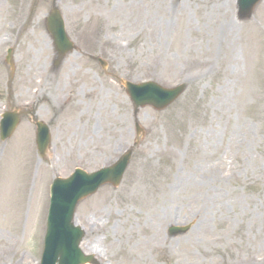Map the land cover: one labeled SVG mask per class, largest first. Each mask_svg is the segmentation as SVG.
Returning <instances> with one entry per match:
<instances>
[{
    "label": "rangeland",
    "instance_id": "obj_1",
    "mask_svg": "<svg viewBox=\"0 0 264 264\" xmlns=\"http://www.w3.org/2000/svg\"><path fill=\"white\" fill-rule=\"evenodd\" d=\"M54 5L79 48L57 70L45 21ZM224 20L242 36L237 67L213 43ZM250 31L262 44L251 63ZM204 59L220 70L201 72ZM120 79L187 87L163 110L136 109ZM8 108L35 109L52 146L40 159L33 113L0 137V264H39L54 177L109 165L135 143L122 183L77 207L85 253L101 264H264V0L247 19L236 0H0V118ZM137 184L146 191L131 196Z\"/></svg>",
    "mask_w": 264,
    "mask_h": 264
},
{
    "label": "water",
    "instance_id": "obj_2",
    "mask_svg": "<svg viewBox=\"0 0 264 264\" xmlns=\"http://www.w3.org/2000/svg\"><path fill=\"white\" fill-rule=\"evenodd\" d=\"M259 1L238 0L241 17H249ZM51 17L53 18L49 19V27L59 53L62 55L68 52L72 48V45L65 34L64 22L59 12L55 10ZM126 85L137 106L152 104L158 109L166 107L184 89L182 86L174 90H166L155 83L144 85L126 83ZM18 121L19 115L16 113L5 115L1 126L3 138L13 133ZM49 140L50 135L47 128L40 127L38 142L43 152L47 148ZM129 157L130 152L108 169L91 174L77 170L69 179H59L55 182L52 192L53 199L46 242L47 247L42 264H85L87 262H94L92 257L85 256L79 250L82 234L75 238L69 235L75 208L80 200L94 193L102 184L107 182L113 185L119 184L128 165ZM173 232L175 231L173 230Z\"/></svg>",
    "mask_w": 264,
    "mask_h": 264
},
{
    "label": "bare ground",
    "instance_id": "obj_3",
    "mask_svg": "<svg viewBox=\"0 0 264 264\" xmlns=\"http://www.w3.org/2000/svg\"><path fill=\"white\" fill-rule=\"evenodd\" d=\"M253 33L254 32L250 31V32L246 33V35H245L248 38L252 39V40H249V39L245 38L246 43H247V51L249 53V55L247 57V60L249 61V63L253 62L255 59V56L252 54V52H256V51L252 50V49L257 47V44H259V41H255L256 38L254 39ZM241 39H242V36L241 37L238 36V25L234 20H224L222 23L219 22V24L217 25L216 31L213 34V43L215 44V46H217V45L221 46L222 45L228 53L226 58L227 57L230 58L232 61L231 63H234L236 67L238 66L237 63L240 62V56H238V49L237 48H238V42L241 41ZM260 43H262V42H260ZM259 45L262 46V44H259ZM124 54H125V51H124ZM215 57H216V60L218 61L219 58L217 57L216 54H215ZM135 62H136L135 60H131L130 66L132 67L131 68L132 72L138 74L144 69L142 68L141 65L135 64ZM198 66L200 68H201V66L202 67L206 66L205 68H207L206 71L208 73L213 72V71L217 72L220 70L219 69L220 67L219 68L216 67V64H212L210 60H206V59H204V61H202V60L199 61ZM202 69L203 68H201V72H202ZM237 70H238V68H237ZM227 72H228V67L225 68V73H227ZM200 73H197V74L199 75ZM229 86L230 85H228L227 88H229ZM222 92L223 93L225 92V88H222L220 93L222 94ZM43 93H44V91H40V92H38V95L42 96ZM11 179H12V181L7 186V191H6L7 199L10 202V207L16 208V195H15L16 183L14 182L15 177L14 178L11 177ZM145 191H146V189L141 184H137L134 188H131L130 195L131 196H136L138 194L143 195V193ZM90 225L93 226L94 232L99 233L101 231L100 227L99 226L97 227V225L95 224L94 221L90 222L89 226ZM100 244L101 243L98 239L94 240V241H89L87 243V249L92 248V246H95L98 249V247H100ZM0 255H1V253H0Z\"/></svg>",
    "mask_w": 264,
    "mask_h": 264
}]
</instances>
